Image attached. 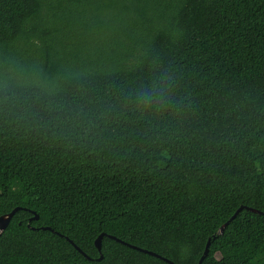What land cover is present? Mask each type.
<instances>
[{
  "label": "trees",
  "instance_id": "1",
  "mask_svg": "<svg viewBox=\"0 0 264 264\" xmlns=\"http://www.w3.org/2000/svg\"><path fill=\"white\" fill-rule=\"evenodd\" d=\"M15 208L0 264H264V0H0Z\"/></svg>",
  "mask_w": 264,
  "mask_h": 264
},
{
  "label": "water",
  "instance_id": "2",
  "mask_svg": "<svg viewBox=\"0 0 264 264\" xmlns=\"http://www.w3.org/2000/svg\"><path fill=\"white\" fill-rule=\"evenodd\" d=\"M244 207L243 206H241V207H239L235 212H234V214L219 228V230L217 231V233H216V236H218V235H221L222 233H223V231H224V229L226 228V226L237 216V214L243 209ZM18 209L19 208H15V209H13L10 213H8V214H5V215H2L1 217H0V233L2 232V231H4L5 229H6V227L8 226V224H9V222H10V220H11V218L13 217V215L15 214V212L16 211H18ZM245 209H248V210H250V211H252V212H258V211H256V210H254V209H251V208H245ZM34 219H37V216L35 215L34 217H33ZM104 236V234H101V235H99L96 239H95V241H94V245H95V247L97 248V250H98V252H99V257H98V259L97 260H101L102 258H103V256H102V254H101V240H102V237ZM109 238L110 239H113V240H116V241H118V242H121L120 240H118V239H116V238H114V237H112V236H109ZM66 240L67 241H69V243H71L72 244V246L78 251V252H80L85 258H87V259H90L86 254H84L71 240H69L68 238H66ZM210 240L211 239H208V241H207V243H206V246H205V249H204V251H203V254H202V256L200 257V259H199V261H198V264H201L202 263V261L205 259V257L208 255V253H209V246H210ZM122 244H124V245H127V246H129V247H131V248H133V249H136V250H138V251H141V252H143V253H146V254H149V255H151V256H155V257H157V258H160V259H162V260H164V261H166L167 263H169V264H173L171 261H169V260H167V259H165V258H162V257H160V256H158V255H156L155 253H152V252H149V251H146V250H143V249H140V248H137V247H135V246H131V245H129V244H126L125 242H121Z\"/></svg>",
  "mask_w": 264,
  "mask_h": 264
}]
</instances>
